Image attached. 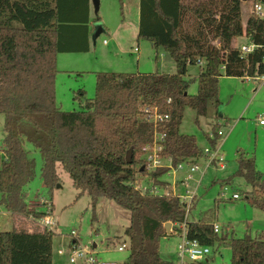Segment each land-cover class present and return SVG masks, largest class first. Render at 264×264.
Instances as JSON below:
<instances>
[{
	"label": "trees",
	"instance_id": "1",
	"mask_svg": "<svg viewBox=\"0 0 264 264\" xmlns=\"http://www.w3.org/2000/svg\"><path fill=\"white\" fill-rule=\"evenodd\" d=\"M242 5L240 0H140L137 38L167 53L176 73H97L94 97L86 99L79 89L74 99L82 109L63 112L55 101L57 56L89 51L90 0H0V115L4 117L0 206L9 213L11 225L10 231L0 232V264H15L13 253L28 259L17 264H49L51 259L47 250L37 253L13 244L15 237L28 236L50 247L53 236L38 224L47 216L45 210L25 203L24 189L35 177V162L23 149L24 142L41 156L40 177L47 190L58 184L60 165L77 197L87 194L93 209L104 199L129 212L124 235L130 255L121 264H174L160 257L159 243L168 235L181 234L186 207L176 197L137 190L145 186L139 184L144 181L141 177L152 186L167 187L160 181L167 170H145L142 149L152 143L154 130L142 119L141 108H156L169 116L157 129L165 135L163 159L176 166L194 164L204 156L194 137L178 132L184 110L204 117L208 104L219 106L221 77L264 76V15L252 11L243 23ZM96 22L100 20L92 21ZM241 38L254 46L246 55L235 46ZM196 65L197 92L190 96L187 91L194 80L185 77L187 67ZM208 141L215 148L217 137ZM236 162L233 177L251 187L249 203L264 213V174L256 170L252 157L238 154ZM167 223L172 227L169 234L164 229ZM185 233L186 240L203 247L228 246L230 264H264V239L219 235L214 225L187 221ZM193 264H209V259Z\"/></svg>",
	"mask_w": 264,
	"mask_h": 264
},
{
	"label": "rangeland",
	"instance_id": "2",
	"mask_svg": "<svg viewBox=\"0 0 264 264\" xmlns=\"http://www.w3.org/2000/svg\"><path fill=\"white\" fill-rule=\"evenodd\" d=\"M242 4L243 22L253 11V4H261L264 14V0H251ZM138 5L139 0H121V4L118 0H99L96 16L92 6L90 7L92 18H98L109 32L101 35L95 44L90 39L88 53H63L57 56L55 101L61 111L82 109L80 102L74 99V94L79 89L84 90L86 99L94 97L97 73H176L175 64L167 53L162 49L155 50L149 42L137 38ZM104 40L108 47L102 45ZM245 42L244 38L238 39L235 46L242 47ZM135 50H138L137 53ZM109 52H113L115 58H111ZM199 72L198 65L187 67L185 79L194 80L187 91L190 96L196 95L195 79ZM259 88L262 90L257 98L248 103L254 91ZM218 102L220 105L216 107L208 104L204 117H197L194 111L186 108L178 132L183 136L194 137L196 146L204 152L211 148L208 141L210 135L221 131L223 137L218 139V145H221L223 167L216 164L207 167L208 160L203 156L195 163L199 172L193 175V180L185 187L179 181L185 178V172L189 168L175 175L166 174L160 181L167 184L163 189L172 195L188 200L194 198L185 215L187 222L216 225L219 235L264 239V213L250 205L247 196L251 187L243 179L233 177L237 170L238 154L254 158L256 170L264 174V127L258 125V120L264 119V85L258 79L221 77L218 84ZM246 106L247 109L243 111ZM3 126L4 117L0 115V152L4 139ZM23 149L35 162V177L24 189L25 203L38 209L40 199L48 201L50 205L52 203L50 218L55 225L51 229L53 236L50 247L39 244L37 238L28 236L15 237L13 244L37 253L47 250L51 256L49 264H71L70 245L73 242L99 264L124 263L130 255L129 241L124 235L130 224L129 212L104 199L98 200L93 209L87 194L77 197L78 192L60 165H57L58 184L47 190L40 177L42 159L39 152L26 142L23 143ZM230 178V184H225L224 181ZM141 179L144 181L142 184L139 182L140 185L151 184L146 178ZM174 182L176 186L173 191L171 185ZM233 194L238 195L239 199L233 200ZM2 212L4 209L0 206V232H7L11 230V225L1 216ZM180 244L179 232L168 235L159 243L160 257L164 261L178 264L176 254ZM123 246L124 249L119 252L118 248ZM209 250V264H230L231 252L228 246L209 247ZM12 259L15 264L20 259L28 260L26 256L16 253L12 254ZM74 264L82 263L77 261Z\"/></svg>",
	"mask_w": 264,
	"mask_h": 264
},
{
	"label": "built area",
	"instance_id": "3",
	"mask_svg": "<svg viewBox=\"0 0 264 264\" xmlns=\"http://www.w3.org/2000/svg\"><path fill=\"white\" fill-rule=\"evenodd\" d=\"M253 12L256 16L262 17L263 11H262V6L257 4L254 6ZM104 44L106 42L104 41ZM254 49V46L251 44L244 45L241 47L240 51L243 55H246L250 53ZM137 51V50H135ZM199 66L202 65V63H198ZM250 80V79H247ZM256 80V79H255ZM258 80H261V82L264 85V76L262 78H258ZM167 103H170V100H167ZM141 115L142 119L150 124L153 127V140L150 145H147L142 149V156L144 160V165H145V170L147 173H152L157 170H167L166 174H173L175 175L178 172H185L186 168L188 169L185 173L186 176L183 178L181 181V186L185 187L190 181L193 180V175L199 172L198 167L195 165V163H187V162H182L177 164L176 166L172 165L171 160L168 159H163L161 157V154L164 150V142H165V135L158 133L157 129L159 126L164 125L169 121V116L165 114H161L156 108H150V107H143L141 108ZM258 124L260 126H264V119L260 118L258 120ZM217 137L216 145L215 148H210L209 150H205L203 152V155L207 158L208 160V165H220L222 166L223 163V157L220 155V146L218 145V139L223 137V133L221 131H217L216 133L210 135L209 140H215ZM176 186V184H175ZM137 190H140L143 193H148L153 196H172L178 198L181 202L185 204L186 207V212L190 209L191 204L193 199L191 198L190 200L186 199L185 197H178L177 195H172L171 192H168L167 190L160 189L156 186H152L151 184L148 186H139L137 187ZM174 191V190H173ZM233 200H238L239 196L236 194H233L232 196ZM187 201L189 203H187ZM38 207L43 208L46 213V217L39 220L38 224L39 226L52 231L51 229L54 227V222L50 218L52 208L50 203L44 199H40L38 202ZM185 222H186V216H185V221L183 224L180 226L181 230V244L179 246L178 252L176 254V258L178 260V264H193V263H198L205 261L209 254L210 250L208 247H203L199 245L195 241H188L186 240V233H185ZM214 232L218 233L219 228L218 226L214 225ZM124 249L123 247L118 248V251L121 252ZM71 256L69 259V262L71 264L76 263L77 261H80L82 264H99L95 259H93L90 254H88L86 251H83L79 248L78 245L74 244L71 246ZM59 254H62L59 252Z\"/></svg>",
	"mask_w": 264,
	"mask_h": 264
},
{
	"label": "water",
	"instance_id": "4",
	"mask_svg": "<svg viewBox=\"0 0 264 264\" xmlns=\"http://www.w3.org/2000/svg\"><path fill=\"white\" fill-rule=\"evenodd\" d=\"M242 3H247L251 0H240ZM91 2V6L93 8V13L96 16L98 14L99 11V0H90ZM93 28V32L91 34V42L93 44H95V41L103 34H105V30L102 26V24L100 22H96L93 24L92 26ZM130 159H131V151H128L126 156H125V161L127 164L130 163ZM164 229L166 231L167 234H169L170 230H171V224L167 223L164 225Z\"/></svg>",
	"mask_w": 264,
	"mask_h": 264
},
{
	"label": "crops",
	"instance_id": "5",
	"mask_svg": "<svg viewBox=\"0 0 264 264\" xmlns=\"http://www.w3.org/2000/svg\"><path fill=\"white\" fill-rule=\"evenodd\" d=\"M139 1H140V0H139ZM90 7H91V6H90ZM138 8H139V5H138ZM89 20H90V25H91V27H92V26H93L92 21H93L94 19L92 18L91 14H90V16H89ZM138 20H139V12H138ZM243 23H244V22H243ZM103 28H104V30H105V34H106L107 31H108V29H107L105 26H103ZM108 32H109V31H108ZM137 33H138V25H137ZM107 35H109V33H108ZM111 40H112V38H111ZM104 41H105V40H104ZM104 41L102 42V45L105 46V47H108V43H107V41H105L106 44H104ZM90 43H91V42H90V38H89V51H90ZM236 43H237V42H236ZM245 45H247V42H245ZM89 51H88V52H89ZM118 51L120 52L119 49H118ZM137 51H138V50H137ZM137 51H136V53H137ZM88 52H87V53H88ZM120 53H121V52H120ZM109 56H110L111 58H113V57L115 58V54H114L113 52H109ZM102 73H105V72H102ZM114 74H115V73H114ZM245 80H247V79H245ZM262 85H263V83H262ZM261 90H262L261 88L255 90L252 99H250V100L248 101V103L254 101V100L257 98V96L259 95V93H260ZM247 107H248V106H246V107L244 108L243 111H245V110L247 109ZM258 125H259V124H258ZM259 127H264V126H260V125H259ZM255 162H256V160H255ZM221 167H223V165H222ZM175 183H176V182H174V184L171 185L172 190H175ZM51 205H52V203H51ZM52 207H53V206H52ZM1 216L5 217V218L8 220L9 213H7V212L4 210V212L1 213ZM192 223H194V222H192ZM73 243H75V242H73ZM73 243L70 245V247L73 245ZM75 244H76V243H75ZM93 248H95V246H93ZM207 259H208V258H207Z\"/></svg>",
	"mask_w": 264,
	"mask_h": 264
}]
</instances>
